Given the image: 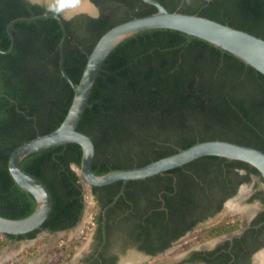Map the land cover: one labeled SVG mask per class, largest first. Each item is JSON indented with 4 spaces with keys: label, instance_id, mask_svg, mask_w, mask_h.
Listing matches in <instances>:
<instances>
[{
    "label": "trees",
    "instance_id": "trees-1",
    "mask_svg": "<svg viewBox=\"0 0 264 264\" xmlns=\"http://www.w3.org/2000/svg\"><path fill=\"white\" fill-rule=\"evenodd\" d=\"M155 1L169 12L196 14L264 40V0ZM90 2L99 9L98 17L63 18L62 67L74 85L102 34L117 24L156 12L141 0ZM42 14L61 16L57 9L27 0H0V216L8 219L25 218L35 208L34 199L8 173L10 153L20 144L54 131L73 97L59 71L61 27L52 17L37 18ZM77 130L93 141L92 171L96 175L142 167L211 140L264 153V76L232 55L180 32H140L119 44L104 61ZM80 160L81 148L75 144L22 160L23 170L48 189L52 208L40 229L20 236L2 235L0 254L9 243L35 239L42 231H69L78 224L85 206L78 175ZM237 169L259 176L244 163L203 157L162 176L128 182L106 211V243L111 236L108 222L120 217L118 223L123 227L132 220L126 232L140 242V251L155 254L171 248L155 242L167 236L175 240L187 230L176 229L198 207L196 195L203 188L196 187L195 180H223ZM120 187L121 182L90 188L100 209L92 223L98 245L103 231L101 210ZM160 192L164 205L158 200ZM227 230H212L205 238Z\"/></svg>",
    "mask_w": 264,
    "mask_h": 264
},
{
    "label": "water",
    "instance_id": "water-1",
    "mask_svg": "<svg viewBox=\"0 0 264 264\" xmlns=\"http://www.w3.org/2000/svg\"><path fill=\"white\" fill-rule=\"evenodd\" d=\"M27 1L47 8L56 6L61 12V16L42 14L37 18L52 17L58 21L61 27L62 38L59 44V71L61 77L70 85L73 91V97L63 121L54 131L26 141L17 146L10 153L7 162L8 173L14 183L34 199L35 208L29 216L22 219H8L0 216V235H25L40 229L42 224L47 220L52 208L51 195L46 186L39 179L23 170L21 162L29 155L57 146L75 144L81 148V160L78 175L83 193L86 186H89L90 188H99L121 182V187L117 196H115L112 202L106 205L101 211L103 243L106 240V234L104 231L106 211L111 208L124 193L125 186L128 182L162 176L168 171L181 168L203 157H217L228 161L244 163L256 170L260 178L264 181L263 152L255 148L221 140L196 143L184 150L179 149L174 154L163 157L142 167L111 171L103 175H96L92 171V164L95 155L93 141L87 134L77 130L78 124L88 105L91 90L104 61L119 44L140 32L157 29L180 32L187 37L199 39L232 55L234 58L252 68L262 76H264L263 39L196 14H183L177 11L169 12L155 0H141L144 4L154 7L156 12L144 17L132 18L128 21L117 24L102 34L95 43L90 54L87 56L86 63L77 85H74L66 76L62 67V46L66 36L63 18L69 19L73 15L79 13H86L90 16H95L97 13L94 4L91 3L90 0H84L92 11L85 12L81 9L71 8L63 0ZM15 21L16 20L13 22ZM10 37L12 49L13 39L12 36ZM43 233L48 234L47 232ZM238 236L239 235H233L232 237Z\"/></svg>",
    "mask_w": 264,
    "mask_h": 264
},
{
    "label": "flooded vegetation",
    "instance_id": "flooded-vegetation-1",
    "mask_svg": "<svg viewBox=\"0 0 264 264\" xmlns=\"http://www.w3.org/2000/svg\"><path fill=\"white\" fill-rule=\"evenodd\" d=\"M95 8L97 13L95 17L86 13L79 14L96 18L99 15V9L96 6ZM47 9L59 10L56 6ZM245 177L248 178L247 181L242 180ZM195 181L196 187L203 188L202 193L196 195L198 207L191 213H187L183 218L185 222H182L176 229L178 231L187 228V230L175 240L171 241L167 236L161 242H155L156 246L166 243L172 247L191 246L190 250L183 255L181 263L170 260L167 264H261L258 256H264V224H261L264 223V181L259 176L247 174L241 169L235 170V174L225 176L223 180L211 179L204 183L199 179ZM175 182L176 177L173 176L174 188ZM162 193H158V200L164 205ZM231 205H234L236 209H229L228 206ZM247 211L251 213L248 214ZM119 219L120 217L114 218L113 221L108 222L111 231L108 243L105 240L104 243L101 241L98 245L96 233H93L90 252L82 257L79 264H107L111 260H116L115 264H122L128 259L132 261L149 260L163 256L172 248L155 254L140 251L137 248L140 242H135L132 234L126 232L129 231L127 227L132 225V220L129 219L127 225L123 227L118 223ZM105 226L106 224H104V231ZM218 229L228 230L213 238H205L212 230L218 231ZM43 232L46 231L39 234ZM56 233L59 232L53 234ZM233 235L239 236L232 237ZM197 246L200 247L196 248Z\"/></svg>",
    "mask_w": 264,
    "mask_h": 264
},
{
    "label": "rangeland",
    "instance_id": "rangeland-1",
    "mask_svg": "<svg viewBox=\"0 0 264 264\" xmlns=\"http://www.w3.org/2000/svg\"><path fill=\"white\" fill-rule=\"evenodd\" d=\"M83 198L84 212L79 224L74 229L56 234L41 233L34 240L9 243L0 254V259L5 257L2 264H79L82 257L90 252L95 228V225L92 224L93 218L100 211L89 186L85 187ZM60 241L62 244L58 246ZM64 246L65 251L61 252L60 250ZM190 248V245L174 246L163 256L149 260L143 259L144 261L128 259L123 264L130 262V264H167L170 260L180 262ZM68 250L74 253L68 256L66 253Z\"/></svg>",
    "mask_w": 264,
    "mask_h": 264
},
{
    "label": "bare ground",
    "instance_id": "bare-ground-1",
    "mask_svg": "<svg viewBox=\"0 0 264 264\" xmlns=\"http://www.w3.org/2000/svg\"><path fill=\"white\" fill-rule=\"evenodd\" d=\"M65 3H67L68 6L74 9H81L83 11L92 12L91 8L87 5V3L84 0H63ZM79 171V170H78ZM229 209L234 210L236 207L234 205L228 206ZM248 214H250V211H247ZM258 260L261 264H264V256L259 255Z\"/></svg>",
    "mask_w": 264,
    "mask_h": 264
},
{
    "label": "built area",
    "instance_id": "built-area-1",
    "mask_svg": "<svg viewBox=\"0 0 264 264\" xmlns=\"http://www.w3.org/2000/svg\"><path fill=\"white\" fill-rule=\"evenodd\" d=\"M0 239H2V236L0 235ZM62 244V241L59 242V245L58 246H61Z\"/></svg>",
    "mask_w": 264,
    "mask_h": 264
},
{
    "label": "crops",
    "instance_id": "crops-1",
    "mask_svg": "<svg viewBox=\"0 0 264 264\" xmlns=\"http://www.w3.org/2000/svg\"><path fill=\"white\" fill-rule=\"evenodd\" d=\"M14 243V242H12ZM3 260H5V257L3 259H0V264H2Z\"/></svg>",
    "mask_w": 264,
    "mask_h": 264
},
{
    "label": "clouds",
    "instance_id": "clouds-1",
    "mask_svg": "<svg viewBox=\"0 0 264 264\" xmlns=\"http://www.w3.org/2000/svg\"><path fill=\"white\" fill-rule=\"evenodd\" d=\"M93 197V196H92ZM80 222V221H79ZM64 232H66V231H64ZM60 233V232H59ZM2 236V235H1ZM23 241V240H22Z\"/></svg>",
    "mask_w": 264,
    "mask_h": 264
}]
</instances>
